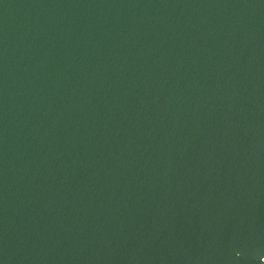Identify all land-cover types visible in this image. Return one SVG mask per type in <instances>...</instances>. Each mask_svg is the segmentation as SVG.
<instances>
[{"label":"water","instance_id":"water-1","mask_svg":"<svg viewBox=\"0 0 264 264\" xmlns=\"http://www.w3.org/2000/svg\"><path fill=\"white\" fill-rule=\"evenodd\" d=\"M0 264H264V0H0Z\"/></svg>","mask_w":264,"mask_h":264}]
</instances>
